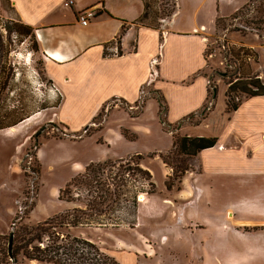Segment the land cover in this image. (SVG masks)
<instances>
[{
  "label": "rangeland",
  "instance_id": "rangeland-1",
  "mask_svg": "<svg viewBox=\"0 0 264 264\" xmlns=\"http://www.w3.org/2000/svg\"><path fill=\"white\" fill-rule=\"evenodd\" d=\"M0 1L4 7L0 8V126L28 120L15 130H20L19 134L0 132V183L11 184L0 189V204L5 210L0 215V229L8 233L14 219L26 210L25 205L34 206L24 218L30 225L75 207L85 209L92 195L97 196V186H71V202L60 198L61 190L83 174L90 163L113 161L114 166L109 163L105 167L102 181L114 183L110 188H117L119 201L106 215L84 219V225L60 231L90 238L105 253L123 261L121 264H264V232L239 229L227 216L231 207L238 216L241 212H246L241 216L254 212L251 189L238 187L234 179L228 183L218 177L215 183L210 176L204 179L214 185L211 196L204 195L194 209L203 221L214 218L224 235L210 236L209 229H196L197 234H190L188 195L179 196L176 188L169 191L166 187L173 168L163 162L160 154L173 149L174 137L161 123L159 94L151 85L142 87L137 100H129L132 90L128 94L122 92L124 98L112 95L100 107L98 98L87 92L89 84L91 90L97 89L96 83L80 82L74 95L81 101L57 108L59 95L51 90L46 77V53L38 50L35 31L31 36L21 33L20 30L25 31L13 19L10 5ZM149 2L150 15L144 21L161 28L176 10L177 0ZM206 6L212 11L219 9L218 14L226 17L238 9L243 11L223 19L208 35L204 73L209 79L210 98L217 88L218 112L225 104L227 82L232 75L245 78L259 74L264 80V24L257 22L264 19V12L259 10L264 7V0H208ZM182 7L189 8L184 4ZM257 27L263 36L258 35ZM246 49L248 52L244 53ZM242 59L245 63L239 65ZM106 90L101 93L107 94ZM216 103L208 101L176 136H195L200 131L219 136L224 133V123L215 121L202 129L191 126L202 122ZM100 113L102 116L94 121ZM15 164L19 165L20 175L13 170ZM191 164L188 171L198 173L196 161L191 160ZM144 170H149L152 177ZM144 195L153 196V205L152 201H145ZM142 202H146L145 208H151L148 215L141 216Z\"/></svg>",
  "mask_w": 264,
  "mask_h": 264
},
{
  "label": "crops",
  "instance_id": "crops-1",
  "mask_svg": "<svg viewBox=\"0 0 264 264\" xmlns=\"http://www.w3.org/2000/svg\"><path fill=\"white\" fill-rule=\"evenodd\" d=\"M4 1L10 5L15 21L32 27L41 37L37 36V41L40 50L46 53L44 71L51 87L59 92L57 108L81 101L74 95L80 82L83 85L87 81L96 83L97 89L91 90L89 84L87 92L98 98L100 107L112 95L124 98L122 92L128 94L132 90L134 93L129 100H137L142 87L151 85L166 98L167 118L171 123L197 114L208 102L209 79L203 72L207 66L209 32L216 27L219 18H229L240 10L226 17L218 14L219 9L208 8V0H177L176 10L160 28L140 21L147 0H73V6H66L67 0ZM183 4L189 8H183ZM0 8H4L1 1ZM88 9L97 15L83 26L78 21V13ZM105 90L107 94L101 93ZM216 105L202 122L190 124L198 129L209 126L211 121L225 126L220 136L202 131L195 135L217 136L219 141L198 154L195 161L200 171H188L183 189L178 193L179 196L186 193L189 198L190 234H197L196 229H209L210 236L224 235L214 218L206 217L203 221L194 210L204 195L211 196L210 189L214 185L204 181L209 176L213 183L216 177L223 183L234 179L238 187L251 189L254 211L251 216H241L246 212L238 216L232 207L226 213L239 229L264 232V96L244 98L238 110L231 113L226 111V100L222 110H217L219 115ZM27 121L0 132L19 134L21 131L15 130ZM13 170L20 175L19 165L15 164ZM10 185L0 183V189ZM144 197L153 205V196ZM142 198L143 195L141 201ZM146 202L140 203L141 216L151 213V208L144 207ZM3 211L0 204V215ZM2 233L5 232L0 229ZM193 247L196 248V244Z\"/></svg>",
  "mask_w": 264,
  "mask_h": 264
},
{
  "label": "trees",
  "instance_id": "trees-1",
  "mask_svg": "<svg viewBox=\"0 0 264 264\" xmlns=\"http://www.w3.org/2000/svg\"><path fill=\"white\" fill-rule=\"evenodd\" d=\"M150 8L151 3L147 0L145 12L140 19L141 22H144V20L149 17ZM262 8H259L261 13L264 12ZM239 11L243 12L242 9ZM223 19L227 18H219L217 25L222 24ZM257 22L264 24V19L262 21L258 19ZM19 27L24 29L25 32L19 30L25 36L33 35L32 27L23 24H20ZM258 27L256 30L261 37L263 34L261 28ZM224 29L226 30L227 27H224ZM246 52H248L247 49L244 53ZM244 63L242 59L239 65H243ZM227 85L226 111L228 113L238 110L244 98L264 96V80L260 78L259 74H253L245 78L237 76L236 74L234 76L232 75ZM156 93L159 94L157 95V100L160 105L161 123L164 129L171 132L174 137L173 149L160 154L163 162L173 168L172 175H170L166 181V187L169 191L175 188L181 191L183 178L193 164H191V160L195 161L200 152L216 146L219 138L217 136L207 135L176 136V132L179 131L183 124L196 114H191L177 123L169 122L167 118V100L160 91ZM216 97L217 93L213 90L212 98H210L209 88L208 101H215ZM204 107L205 105L203 108ZM204 114L205 113L202 114V117L205 118ZM101 116L102 113L95 117L94 121ZM19 122L12 125L0 126V130L6 127H14ZM87 129L88 128H86L85 131H87ZM85 133H88V131ZM38 146L39 145L36 143L35 148H38ZM109 163H111L110 165H115L113 161L90 163L83 174L76 176L66 188L61 190L60 198H66L67 201L71 202L73 200L70 196L71 186H76L78 184H84L89 188L97 186L96 188L99 191L97 196L92 195L93 199L87 202L85 209L75 207L68 212H61L43 222L30 225L24 222V218L28 217L29 212L33 210L34 206L28 207V205H25L24 207L26 210L14 219L10 231L0 234V264H28L26 261L29 263L31 261H38L50 264H121L116 257L105 253L100 246L90 238L60 231V229L64 227L72 228L84 225V219L92 220L96 216L106 215L111 211L114 203L119 201L121 194H119L117 188L114 190L110 188V185H114V183L108 182L109 180L107 182L102 181L103 171ZM144 172L150 178L152 177L149 170H144ZM151 185L153 186L154 184L151 183ZM28 208L29 211H27ZM23 214L24 216H22ZM12 233L14 235V242L13 251L12 254H10L8 245Z\"/></svg>",
  "mask_w": 264,
  "mask_h": 264
},
{
  "label": "built area",
  "instance_id": "built-area-1",
  "mask_svg": "<svg viewBox=\"0 0 264 264\" xmlns=\"http://www.w3.org/2000/svg\"><path fill=\"white\" fill-rule=\"evenodd\" d=\"M74 3L75 2L73 0H67L65 4L66 6H73ZM96 15L97 13L94 10L88 9V10L78 13V21L83 26H87ZM37 36L41 38L38 33H37ZM51 90L59 94L57 88H55L54 86L51 87Z\"/></svg>",
  "mask_w": 264,
  "mask_h": 264
},
{
  "label": "water",
  "instance_id": "water-1",
  "mask_svg": "<svg viewBox=\"0 0 264 264\" xmlns=\"http://www.w3.org/2000/svg\"><path fill=\"white\" fill-rule=\"evenodd\" d=\"M215 90V93L217 91V89H214ZM13 242H14V235L13 233L11 234V237H10V240H9V253L12 254V251H13Z\"/></svg>",
  "mask_w": 264,
  "mask_h": 264
},
{
  "label": "flooded vegetation",
  "instance_id": "flooded-vegetation-1",
  "mask_svg": "<svg viewBox=\"0 0 264 264\" xmlns=\"http://www.w3.org/2000/svg\"><path fill=\"white\" fill-rule=\"evenodd\" d=\"M38 50H40V48L38 47ZM45 53V52H44Z\"/></svg>",
  "mask_w": 264,
  "mask_h": 264
},
{
  "label": "bare ground",
  "instance_id": "bare-ground-1",
  "mask_svg": "<svg viewBox=\"0 0 264 264\" xmlns=\"http://www.w3.org/2000/svg\"><path fill=\"white\" fill-rule=\"evenodd\" d=\"M13 129V128H12Z\"/></svg>",
  "mask_w": 264,
  "mask_h": 264
}]
</instances>
